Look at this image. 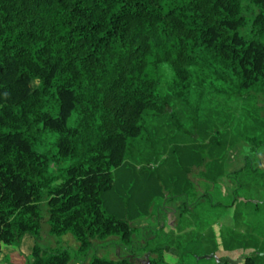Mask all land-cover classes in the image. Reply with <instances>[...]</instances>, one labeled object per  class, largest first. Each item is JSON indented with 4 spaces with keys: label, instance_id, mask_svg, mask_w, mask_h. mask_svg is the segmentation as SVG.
Instances as JSON below:
<instances>
[{
    "label": "trees",
    "instance_id": "trees-1",
    "mask_svg": "<svg viewBox=\"0 0 264 264\" xmlns=\"http://www.w3.org/2000/svg\"><path fill=\"white\" fill-rule=\"evenodd\" d=\"M248 1L254 17L243 34L242 0H0V249L30 235L29 264L69 263L67 251L39 245L45 201L51 232L72 234L81 251L111 236L131 242V222L107 208L115 171L149 121L169 114L184 126L160 88L162 67L182 101L199 94L202 78L228 97L264 95V0ZM263 134L245 136L254 151ZM209 150L199 145L197 167Z\"/></svg>",
    "mask_w": 264,
    "mask_h": 264
},
{
    "label": "rangeland",
    "instance_id": "rangeland-1",
    "mask_svg": "<svg viewBox=\"0 0 264 264\" xmlns=\"http://www.w3.org/2000/svg\"><path fill=\"white\" fill-rule=\"evenodd\" d=\"M242 3L247 8L244 15L248 19V27L242 30L246 34L252 24L254 8L248 0H242ZM161 73L160 88L173 103L184 126L177 129L169 114L158 121H149L146 139L130 141L133 158L115 171V186L108 195L107 208L112 214L129 220L131 225L139 226L134 228L131 242L124 241L121 236H111L96 239L92 248L81 251L80 243L72 234L56 235L51 232L45 201L42 208L45 222L39 245L48 253L67 251L70 256L68 264H90L96 256L115 261L127 259L139 264L149 261L220 264L226 246L213 243L211 236L222 232L229 242L232 240V228L245 232L247 238L245 251L228 254L230 260L243 264L246 256H253L257 264H264V255H261L264 251V145L254 151L256 147L245 139V136L264 133L263 93L252 88L228 97L215 91L218 83L202 78L201 83L197 80L198 87L195 86L199 94L192 93L188 100L182 101L175 94L171 69L164 66ZM200 95L203 96L201 99ZM197 105L199 109L196 111ZM202 144L210 148L215 179L221 174L226 150L236 145L233 151L242 154L243 166L248 165L249 168L238 177L226 179L227 184L234 186L232 192L221 196L215 190L212 200H205L197 207H185L184 216L179 218L183 203L187 202L189 206L196 199L180 194V174L198 171L196 165L201 160L196 151ZM142 159L144 162L139 161ZM71 163L73 161L64 165ZM56 169L53 167V170ZM143 175L149 176V183L137 188ZM131 176L138 179L133 183ZM157 176L160 179L156 182ZM234 193L245 198L246 202L236 200ZM194 208L207 211V217L193 219L194 215L190 212L195 213ZM141 214H147V219L136 217ZM142 220H149L150 226L142 227ZM26 239L30 242L25 241L24 249L31 247L32 250L34 242L30 244L34 241L33 237L29 235ZM21 247L3 246L0 249V264H14V257L20 260L18 264L32 262L33 254H22Z\"/></svg>",
    "mask_w": 264,
    "mask_h": 264
},
{
    "label": "crops",
    "instance_id": "crops-1",
    "mask_svg": "<svg viewBox=\"0 0 264 264\" xmlns=\"http://www.w3.org/2000/svg\"><path fill=\"white\" fill-rule=\"evenodd\" d=\"M235 147H237V145ZM235 147L234 148L230 147L226 150L225 155H224L223 160H222V163H221V174L218 177H216V181L214 180L215 179L214 173L212 172L213 162H214V160L212 158H209V159L207 158L204 161L205 165L200 166L197 169L198 171L180 174V176L182 177L178 183V185H180V192H181L180 194L185 196L186 198H190L192 196V197H195L196 199L194 200L195 202L189 206L187 205L189 203H187V202L183 203V207L182 208L180 207L182 211L179 214V218L181 217V215H183L182 213H185L184 211L186 209H188L189 207H192V206L197 207V205L202 204L203 201H205V200L206 201H208L210 199L212 200L214 195H215V190L220 192L221 196H225V195H227L233 191L234 186L230 185L229 183L227 184V182H226L227 175L230 173L238 172L245 167V166H243L244 158H243L242 154L240 152H238L237 150L233 151L235 149ZM200 160H201V162L200 163L198 162V164L203 163L201 157H200ZM158 177L159 176H157V178H156V182L159 181V179H160ZM141 178L142 179L138 182L139 184L137 183V185H136L137 188L142 187L144 185H147L149 183V176L143 175V176H141ZM131 179L134 183L135 182L134 180H137L138 178L134 179V177H132ZM157 184H155V185H157ZM234 196H235V193H234ZM235 199L239 200L242 203L246 202L245 198H243V197L235 196ZM211 204H212V202H211ZM256 204H258V202H256ZM185 207H186V209H184ZM211 207H213V206L211 205ZM202 210L203 209H201V211H197V209L195 210V208H194L195 213L193 211L190 212L191 214L194 215L193 219L203 220V218H206L208 215V212L207 211L205 212ZM136 217L142 218V219H147L148 215L147 214H141V215H138ZM231 218H232V215H230V219ZM176 220L178 221L177 217H176ZM142 221L144 222L143 225H141L142 227L150 226L149 220H148V222H145L144 220H142ZM231 222L232 221L230 220L229 223H231ZM175 224L171 225V227L172 226L174 227ZM164 226L165 225H163V227ZM132 227L138 228L139 226L137 227V225H132ZM28 236L29 235H27L24 238L22 245H21L22 246L21 247V253L25 254V255H30L33 253V249L31 250V247H27V249H24L25 241L29 240V239H26ZM211 237H212L213 243H215L217 245H221V246H226L225 253L222 256V259L220 260V262L230 260L231 258L228 256V254H230L232 252H235V251L244 252L245 251L246 238H247V234L245 232H239V231L231 228L230 239H232V240H230L229 242L226 241L224 234L222 232H218L217 234H212ZM28 242H30V240ZM33 242L34 241H31L30 245H32ZM13 254H16V253L13 252ZM262 254L264 255V251L261 252V255ZM19 262H20V260H18L16 257H14L13 263L18 264ZM5 264H10V263H5Z\"/></svg>",
    "mask_w": 264,
    "mask_h": 264
}]
</instances>
